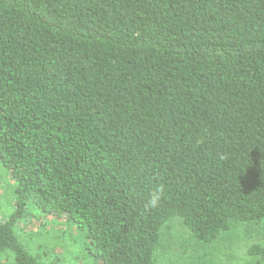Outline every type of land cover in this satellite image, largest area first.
Returning <instances> with one entry per match:
<instances>
[{
	"label": "trees",
	"instance_id": "1",
	"mask_svg": "<svg viewBox=\"0 0 264 264\" xmlns=\"http://www.w3.org/2000/svg\"><path fill=\"white\" fill-rule=\"evenodd\" d=\"M0 163L11 264H43L28 207L94 264H161L174 218L204 244L264 224V0H0Z\"/></svg>",
	"mask_w": 264,
	"mask_h": 264
},
{
	"label": "rangeland",
	"instance_id": "2",
	"mask_svg": "<svg viewBox=\"0 0 264 264\" xmlns=\"http://www.w3.org/2000/svg\"><path fill=\"white\" fill-rule=\"evenodd\" d=\"M13 208V181L0 163V219L8 218ZM15 232L43 264H94L84 255L77 230L61 217L28 207ZM255 244H264V224L237 226L204 244L192 238L180 218H174L162 230L155 258L161 264H264V259L248 253ZM0 260L11 264L13 255L3 254Z\"/></svg>",
	"mask_w": 264,
	"mask_h": 264
},
{
	"label": "clouds",
	"instance_id": "3",
	"mask_svg": "<svg viewBox=\"0 0 264 264\" xmlns=\"http://www.w3.org/2000/svg\"><path fill=\"white\" fill-rule=\"evenodd\" d=\"M164 196V186L157 185L149 194L145 204L144 209L145 211H150L155 209L159 203L161 202L162 197Z\"/></svg>",
	"mask_w": 264,
	"mask_h": 264
}]
</instances>
